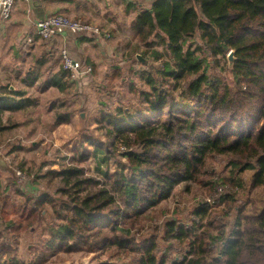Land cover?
Wrapping results in <instances>:
<instances>
[{
    "label": "trees",
    "instance_id": "1",
    "mask_svg": "<svg viewBox=\"0 0 264 264\" xmlns=\"http://www.w3.org/2000/svg\"><path fill=\"white\" fill-rule=\"evenodd\" d=\"M132 1H125V11L135 14L131 28L145 48L139 53L135 46L134 59L139 53L159 61L156 73L168 84L143 76L150 89L141 91L139 103L104 115L112 126L107 141L91 139L92 152L81 151L74 163L51 169L60 200L48 193L32 197L34 206L12 219L16 225L0 223L6 230L0 235L7 238L8 230L32 224L51 204L54 220L43 229L41 262L49 250L111 246L131 254L129 261L96 264H264V0H153L149 7ZM196 35L202 45H192ZM204 48L216 58L233 52L236 86L207 73ZM40 77L31 66L19 78L22 87L0 84V134L11 127L6 112L37 105L28 88ZM44 81L61 93L72 82L62 67ZM115 154L126 168L102 172L106 181L81 165L92 157L99 169ZM218 156L227 159L228 174L206 168ZM245 173L249 195L242 199ZM191 181L216 191L223 186L214 205L200 201L186 218L159 221L156 207L177 185ZM11 238L17 245L12 233ZM14 248L3 243L0 253L14 254ZM0 264L25 263L13 256Z\"/></svg>",
    "mask_w": 264,
    "mask_h": 264
},
{
    "label": "rangeland",
    "instance_id": "2",
    "mask_svg": "<svg viewBox=\"0 0 264 264\" xmlns=\"http://www.w3.org/2000/svg\"><path fill=\"white\" fill-rule=\"evenodd\" d=\"M133 1L149 7L153 0ZM134 15L125 11L124 1L114 9H103L97 19L89 21L78 16L65 15L81 22L92 23L100 27L103 33L110 34L107 39L101 38L102 42H95L97 45L89 44L81 50L79 47L72 48V51L65 48L74 59L93 67L88 79L72 81L65 92L61 93L56 88L45 85L44 81L60 70L61 61L58 54H54L40 66L36 65L34 59H27L19 66L23 72L18 74V78L15 72L16 61L6 63L2 66L3 69L0 68V83H11L15 88L22 87L19 78L24 75L28 66L38 67L41 72L40 81L28 88L37 105L18 112L5 113L4 122L11 127L0 134V154L3 156V160H0V209L5 211L0 212V223L4 220L3 225H8L18 212L26 214L34 206L32 197L35 199L48 193L52 199L60 200V195L56 192L59 183L56 178H51V169L74 163V157L81 151L92 152L91 139L103 143L107 141L106 134L112 130V126L105 120L104 115L108 112L114 113L121 105L138 104L141 91L150 89L143 76L152 75L158 82L168 84V80L156 73L161 66L159 61L147 55L143 56L147 60L146 64H142L137 58L134 59L135 46L139 47V53L145 49L143 44L136 40L131 28ZM192 45H202L198 35L192 40ZM158 49L161 50L160 47ZM204 52V67L207 66V73L213 77L224 78L230 85L236 86L231 73L233 64L230 65L228 59L230 52L220 58L211 56L208 49L204 48ZM3 53H6V50L0 52L1 56ZM6 60L11 62L12 58L8 57ZM116 144L120 145L121 140ZM121 149L124 150L122 147ZM226 160L222 156L212 157L206 163V168L216 171L217 174H228ZM125 164L126 160L120 154L110 156L99 169L98 163L92 157L81 163L88 174L101 177L103 181L106 180L102 172L112 174L122 167L126 168ZM204 177L208 183L210 178L208 179V175ZM248 178L245 173V188L238 192L242 199L249 195ZM219 189H210L209 184L202 182L180 183L171 197L156 207L159 212L158 220L186 218L200 201H207L212 207ZM5 200L6 205L3 206ZM44 207L38 215L39 219L32 224L24 222L23 229L8 230L7 238L0 235V247L3 243H9L13 249L16 247L14 254L1 252V260L14 256L25 264H96L125 263L131 258V254L106 246L93 250H49L45 260L41 262L39 258L47 237L43 229H46L47 223L54 220L51 204ZM220 208L221 206H218V209ZM16 224L14 222V225ZM0 230L2 233L6 232L1 227ZM11 233L13 241L17 239V245L12 242Z\"/></svg>",
    "mask_w": 264,
    "mask_h": 264
},
{
    "label": "crops",
    "instance_id": "3",
    "mask_svg": "<svg viewBox=\"0 0 264 264\" xmlns=\"http://www.w3.org/2000/svg\"><path fill=\"white\" fill-rule=\"evenodd\" d=\"M122 1L129 0H16L10 19L0 29V52L6 50L2 56L0 54V68L3 69L2 66L6 63L16 61L15 72L21 74L23 71L19 69V66L27 59L47 61L54 54H58L61 48L72 51L74 47H79L81 50L89 44L97 45L95 42L103 40L93 39L91 38L93 36L88 35L62 34L52 41H44L38 37L34 23L54 13L78 16L88 21L97 19L99 14L103 13V9H114ZM105 33L108 36L104 35L103 38H109L110 34ZM8 57L12 58L11 62L6 60ZM27 69H31V66Z\"/></svg>",
    "mask_w": 264,
    "mask_h": 264
},
{
    "label": "built area",
    "instance_id": "4",
    "mask_svg": "<svg viewBox=\"0 0 264 264\" xmlns=\"http://www.w3.org/2000/svg\"><path fill=\"white\" fill-rule=\"evenodd\" d=\"M16 0H0V29L11 17ZM36 33L44 41H52L58 35L69 34L73 36L88 35L101 39L100 27L71 19L60 13L48 15L38 19L34 23ZM106 36L107 33L105 34ZM61 67L69 74L72 81L77 79H88L92 74V66L81 63L74 59L65 48L58 50Z\"/></svg>",
    "mask_w": 264,
    "mask_h": 264
},
{
    "label": "water",
    "instance_id": "5",
    "mask_svg": "<svg viewBox=\"0 0 264 264\" xmlns=\"http://www.w3.org/2000/svg\"><path fill=\"white\" fill-rule=\"evenodd\" d=\"M136 58L142 64H146L147 63V60L140 54H137ZM228 59H229L230 65H232V62H233V52L232 51H230V53L228 55ZM0 160H3V156L1 154H0Z\"/></svg>",
    "mask_w": 264,
    "mask_h": 264
}]
</instances>
